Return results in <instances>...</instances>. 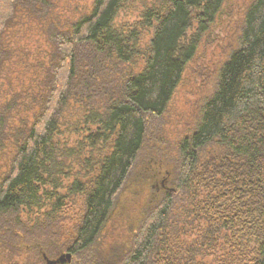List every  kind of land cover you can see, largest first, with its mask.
Segmentation results:
<instances>
[{"label": "trees", "instance_id": "obj_1", "mask_svg": "<svg viewBox=\"0 0 264 264\" xmlns=\"http://www.w3.org/2000/svg\"><path fill=\"white\" fill-rule=\"evenodd\" d=\"M226 2L93 0L71 21L51 19L35 105L0 101V264L66 253L61 264H264V0L245 6L195 125L170 139L163 128ZM52 7L0 0V74L18 16L45 24ZM122 11L135 22L119 26ZM146 152L158 164L139 185L155 192L111 262L96 245Z\"/></svg>", "mask_w": 264, "mask_h": 264}, {"label": "rangeland", "instance_id": "obj_2", "mask_svg": "<svg viewBox=\"0 0 264 264\" xmlns=\"http://www.w3.org/2000/svg\"><path fill=\"white\" fill-rule=\"evenodd\" d=\"M51 1L53 7L48 15L49 22L43 24L20 14L16 25L8 30L4 39L10 59L0 74V101L7 102L16 96H23L24 100L18 101L19 104L24 102L21 108L23 111L33 108L36 101L32 99L40 92L45 75L43 65H47L50 50L45 31L51 26V19L60 23L71 21L88 12L93 2V0ZM248 3L250 0H227L217 22L201 41L163 118L167 138L177 137L181 131L195 125L198 111L204 105L202 102L212 95L223 65L237 48L236 39L242 33V30L238 31L237 28L241 24ZM136 18L132 13L122 11L116 23L121 27L131 25ZM188 36H191V33ZM149 164L156 166L158 163L146 152L140 157L132 181L121 194L111 221L97 242L96 250L107 256L108 261L112 262V255L126 248L127 237L134 230V224L130 222L136 217L134 208L149 198V189L151 193L155 192L150 185L145 187L139 185L142 182L141 178L148 177L145 174L151 168Z\"/></svg>", "mask_w": 264, "mask_h": 264}, {"label": "water", "instance_id": "obj_3", "mask_svg": "<svg viewBox=\"0 0 264 264\" xmlns=\"http://www.w3.org/2000/svg\"><path fill=\"white\" fill-rule=\"evenodd\" d=\"M71 254H65L64 256H61L60 258L56 259V260H47V264H61L63 262H65V259H68V261H71Z\"/></svg>", "mask_w": 264, "mask_h": 264}, {"label": "flooded vegetation", "instance_id": "obj_4", "mask_svg": "<svg viewBox=\"0 0 264 264\" xmlns=\"http://www.w3.org/2000/svg\"><path fill=\"white\" fill-rule=\"evenodd\" d=\"M162 186L165 187V183H164V181L162 182Z\"/></svg>", "mask_w": 264, "mask_h": 264}]
</instances>
